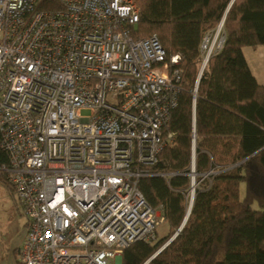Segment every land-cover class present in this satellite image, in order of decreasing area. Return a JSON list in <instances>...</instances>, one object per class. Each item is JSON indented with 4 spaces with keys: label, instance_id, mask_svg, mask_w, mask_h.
Returning a JSON list of instances; mask_svg holds the SVG:
<instances>
[{
    "label": "built area",
    "instance_id": "1",
    "mask_svg": "<svg viewBox=\"0 0 264 264\" xmlns=\"http://www.w3.org/2000/svg\"><path fill=\"white\" fill-rule=\"evenodd\" d=\"M138 19L134 0H0L1 170L27 226L16 264H121L159 239L162 208L138 183L174 140L182 71L156 35L134 34Z\"/></svg>",
    "mask_w": 264,
    "mask_h": 264
},
{
    "label": "trees",
    "instance_id": "2",
    "mask_svg": "<svg viewBox=\"0 0 264 264\" xmlns=\"http://www.w3.org/2000/svg\"><path fill=\"white\" fill-rule=\"evenodd\" d=\"M134 1L139 7L134 34L156 35L168 59L180 56L182 83L168 125L174 140L158 156L153 167L158 175L138 183L147 203L162 208L168 233L154 244L128 245L121 264H264V85L258 84L242 52L246 46L264 45V0ZM221 28L222 47L209 57L196 92L199 183L193 205L175 238L151 258L181 226L188 209L191 90L204 37ZM6 162L0 150V181L11 190L1 170Z\"/></svg>",
    "mask_w": 264,
    "mask_h": 264
},
{
    "label": "rangeland",
    "instance_id": "3",
    "mask_svg": "<svg viewBox=\"0 0 264 264\" xmlns=\"http://www.w3.org/2000/svg\"><path fill=\"white\" fill-rule=\"evenodd\" d=\"M216 29L209 31L205 36V38L209 39L207 42H211V40L216 36L215 50L218 48L219 42L223 37L222 28L220 31H216ZM202 52L203 55H205L203 46ZM243 191L244 187L243 185H240V195H243ZM14 196L11 190L0 181V264H8V262L12 258V246L21 238L23 234L22 224L25 221V217L22 214L19 204L17 203V201H15L16 199L14 198ZM24 227V233H26L27 228L25 225ZM167 233L168 224L165 221L157 227V236L158 238H162Z\"/></svg>",
    "mask_w": 264,
    "mask_h": 264
},
{
    "label": "crops",
    "instance_id": "4",
    "mask_svg": "<svg viewBox=\"0 0 264 264\" xmlns=\"http://www.w3.org/2000/svg\"><path fill=\"white\" fill-rule=\"evenodd\" d=\"M243 55L248 63V66L251 70V73L255 77L256 81L260 85H264V45H259L257 47H243L242 48ZM12 192V190H11ZM13 194V192H12ZM14 196V194H13ZM15 198V196H14ZM16 201V200H15ZM18 205V204H17ZM24 225L26 226V222L24 221L23 226V234L21 238L12 246V258L8 262V264H16V252L21 246L23 239L25 237L24 233ZM27 228V226H26Z\"/></svg>",
    "mask_w": 264,
    "mask_h": 264
},
{
    "label": "water",
    "instance_id": "5",
    "mask_svg": "<svg viewBox=\"0 0 264 264\" xmlns=\"http://www.w3.org/2000/svg\"><path fill=\"white\" fill-rule=\"evenodd\" d=\"M233 1V0H232ZM232 1L230 2V4H229V6L231 5V3H232ZM229 6L227 7V9L229 8ZM227 11V10H226ZM223 22H224V17L222 18V20H221V22H220V24H219V26H222L223 25ZM208 59H209V57L206 59V61H205V63L202 65V67H201V70H200V74H199V77H198V81H199V78H200V76H201V73H202V71H203V69H204V67H205V65L207 64V61H208ZM193 200H194V194H193V196H192V198H191V201H190V204L188 205V209H187V212H186V215H185V218H184V220H183V222H182V224H181V226L177 229V231L173 234V236L160 248V249H158L154 254H153V256L151 257V258H153L157 253H159L172 239H174L175 238V236L178 234V232L181 230V228L183 227V225H184V223H185V221H186V219H187V217H188V215L190 214V211H191V208H192V205H193ZM150 258V259H151ZM149 261V260H148Z\"/></svg>",
    "mask_w": 264,
    "mask_h": 264
},
{
    "label": "bare ground",
    "instance_id": "6",
    "mask_svg": "<svg viewBox=\"0 0 264 264\" xmlns=\"http://www.w3.org/2000/svg\"><path fill=\"white\" fill-rule=\"evenodd\" d=\"M216 36L211 40V42H208V44H206V48H205V58L208 55V53L213 52L214 48L216 47Z\"/></svg>",
    "mask_w": 264,
    "mask_h": 264
}]
</instances>
